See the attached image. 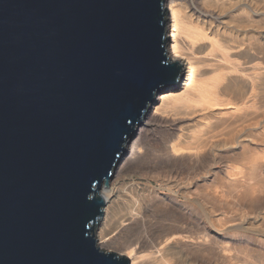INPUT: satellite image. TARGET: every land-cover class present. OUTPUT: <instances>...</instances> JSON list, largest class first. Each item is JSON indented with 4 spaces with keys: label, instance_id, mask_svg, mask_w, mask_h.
Returning <instances> with one entry per match:
<instances>
[{
    "label": "water",
    "instance_id": "obj_1",
    "mask_svg": "<svg viewBox=\"0 0 264 264\" xmlns=\"http://www.w3.org/2000/svg\"><path fill=\"white\" fill-rule=\"evenodd\" d=\"M165 0H0V264H130L97 245L113 168L181 64Z\"/></svg>",
    "mask_w": 264,
    "mask_h": 264
},
{
    "label": "bare ground",
    "instance_id": "obj_2",
    "mask_svg": "<svg viewBox=\"0 0 264 264\" xmlns=\"http://www.w3.org/2000/svg\"><path fill=\"white\" fill-rule=\"evenodd\" d=\"M165 8L178 80L134 125L100 191L95 236L130 264H206L222 185L241 183L244 167H264V0H165ZM263 189L258 179L242 195L256 203Z\"/></svg>",
    "mask_w": 264,
    "mask_h": 264
},
{
    "label": "rangeland",
    "instance_id": "obj_3",
    "mask_svg": "<svg viewBox=\"0 0 264 264\" xmlns=\"http://www.w3.org/2000/svg\"><path fill=\"white\" fill-rule=\"evenodd\" d=\"M157 133L151 140L154 147L158 146L157 141L163 134ZM259 153L264 155L262 150ZM258 179L264 181V167L256 163L243 168L241 183L238 185H222L224 196L221 206L215 208L216 203H212L210 234L215 243L206 264H264V189L256 203L242 195L244 188L249 184L255 185ZM134 180L146 182L138 177ZM125 181L131 179L126 178ZM153 183L157 184L155 181ZM121 184L119 182L118 186ZM253 221L254 225L250 226L248 223ZM215 227L221 231L218 232Z\"/></svg>",
    "mask_w": 264,
    "mask_h": 264
}]
</instances>
